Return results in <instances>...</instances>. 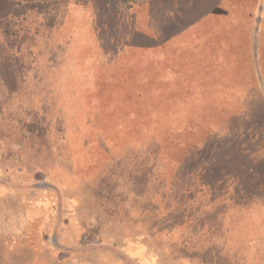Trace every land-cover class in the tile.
Segmentation results:
<instances>
[{
	"label": "rangeland",
	"instance_id": "rangeland-1",
	"mask_svg": "<svg viewBox=\"0 0 264 264\" xmlns=\"http://www.w3.org/2000/svg\"><path fill=\"white\" fill-rule=\"evenodd\" d=\"M173 2L0 0V264H264L263 0Z\"/></svg>",
	"mask_w": 264,
	"mask_h": 264
},
{
	"label": "crops",
	"instance_id": "crops-1",
	"mask_svg": "<svg viewBox=\"0 0 264 264\" xmlns=\"http://www.w3.org/2000/svg\"><path fill=\"white\" fill-rule=\"evenodd\" d=\"M249 1V5L251 4L252 5V9H251V11L250 12H252V13H255V11L257 10L256 9V5H257V7L259 6V4L262 2V0H248ZM263 3H264V0H263ZM173 4H174V8H172V9H168V8H166L165 10V13L167 14V15H171L172 14V18H170L169 20H168V22H165V23H163V25H162V30H164V26H169L170 25V23H172V24H175L176 22H177V20H178V17H181L182 18V16H183V12L184 11H182V9H181V3H180V0H174V2H173ZM217 6L219 7L220 6V3H219V0H217ZM189 12V11H188ZM182 15V16H181ZM169 17V16H168ZM256 18V17H255ZM257 19V18H256ZM254 24V26L252 25L251 27H250V29H249V32H253V35L256 37V33H255V30H256V27H257V24H255V23H253ZM160 34V33H159ZM159 34H158V36H159ZM258 37V36H257ZM257 37L256 38H254V39H250V42H249V44H247V50H248V52H250V54H249V56H247V59L246 60H248V62L250 63V62H252V64L254 63V64H259V60H260V57H259V55H258V45H257ZM158 39V38H157ZM157 43H156V45L159 47L160 45H161V43H162V41H160L159 39L156 41ZM157 47V48H158ZM162 46H160L159 48H161ZM158 48V49H159ZM251 49H252V56H251ZM257 73H258V75H257V79H258V81L260 80V75H259V69L257 68Z\"/></svg>",
	"mask_w": 264,
	"mask_h": 264
},
{
	"label": "trees",
	"instance_id": "trees-1",
	"mask_svg": "<svg viewBox=\"0 0 264 264\" xmlns=\"http://www.w3.org/2000/svg\"><path fill=\"white\" fill-rule=\"evenodd\" d=\"M150 1H152V0H150ZM165 22H168V21L165 20L163 23H165ZM260 30H261V29H260V26H257V27H256V30H255L256 36H258ZM153 39L155 40V43H157L156 41H157L158 39H156V38H153ZM157 49H158V48H157Z\"/></svg>",
	"mask_w": 264,
	"mask_h": 264
}]
</instances>
